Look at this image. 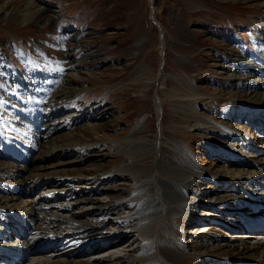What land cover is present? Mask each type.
Here are the masks:
<instances>
[{"label": "bare ground", "instance_id": "1", "mask_svg": "<svg viewBox=\"0 0 264 264\" xmlns=\"http://www.w3.org/2000/svg\"><path fill=\"white\" fill-rule=\"evenodd\" d=\"M23 1L15 9L7 8L6 3L0 4V12L17 14L14 18L23 22L40 19L44 14L53 16L46 6H40L39 0ZM69 39V44H73L79 36ZM258 42L264 47L261 39ZM87 72L78 70L62 78L51 98L53 103L65 104L61 111L76 103V99L65 102L64 98L75 92L71 81L80 80ZM233 78L239 79L237 85L241 84V92L231 89L219 94L216 100L240 101V104H225L228 113L235 110V115L240 111L250 115V109L242 107L249 105L259 106L264 112V79L255 74H234ZM240 95L245 98H239ZM92 106L94 110L88 111L91 114L98 109L96 103ZM87 109L88 106L82 114ZM173 112L172 120L178 118V123L170 131L171 141L180 151L181 143L191 142L196 127L207 129L206 120L195 110L173 108ZM57 115L53 113L52 119ZM69 120L72 122L74 118ZM61 123L47 127L50 131L46 137L63 125H70ZM235 126L210 120V127L218 135L226 138L233 135L234 139L223 141L235 147L232 153H224L231 158L228 161L231 166L221 173L199 165L193 151L189 159L179 152L162 151L164 130L159 136L154 135L153 144L145 145L141 138H129L141 133L139 130L123 136L125 133L119 129L115 136L123 137L115 140L110 139L112 134L102 132L108 140L95 137L97 126L87 124L70 141L58 139L60 135L55 140L51 137L37 156L30 157L28 167L0 160V177L15 187L14 190L0 184L6 192L0 195V209L28 213L36 220V228L41 233L54 238L51 246H57L59 235L68 230L75 240L86 239L83 245L71 246V251L63 254L52 251L37 254L28 264H264V235L245 231L256 220L264 223V157L252 159L251 153L247 157L248 150L256 152L252 154L255 156L264 151L261 146L264 127L252 126L248 128L251 132L246 133ZM89 132L94 135L89 137ZM246 138L251 145L241 143ZM71 153L78 154L79 158L71 159ZM109 157L111 164L103 161ZM207 179L209 186L202 189V182ZM47 192L57 199L40 205L34 203ZM60 205L63 207L58 209ZM238 212L246 218L238 217ZM126 248L129 251L118 256L117 251Z\"/></svg>", "mask_w": 264, "mask_h": 264}, {"label": "rangeland", "instance_id": "2", "mask_svg": "<svg viewBox=\"0 0 264 264\" xmlns=\"http://www.w3.org/2000/svg\"><path fill=\"white\" fill-rule=\"evenodd\" d=\"M4 3L7 8L15 9L24 1L0 0V4ZM39 3L46 6L53 16L44 14L40 19L23 22L14 18L17 14L0 12L1 58L6 57L20 68H27L31 56L35 57V67L42 66L45 57L50 60L49 49L56 51L52 46L62 38L56 30L57 19H61L68 23L62 32L73 30V37L79 36L75 43H68L67 51L62 54L67 67L63 77L78 70L88 71L80 80L75 78L71 81L75 92L68 98L64 97L65 102L76 99V103L59 112L47 127L61 125L67 116L69 119L75 118L74 115L84 119L73 130L52 133L41 144L40 151L44 149L43 145L50 143L51 137L55 140L60 135L58 139L62 141H70L74 136L77 138L76 134L81 133L87 124L96 125L95 131L98 132L96 135L87 133L91 134L89 137L104 138L102 132H106V135L112 134L111 140L139 130L141 133L129 138H141L145 145L153 144L154 135L159 136L164 130L162 151L179 152L188 159L193 151L199 165L207 169L221 173L228 167L230 169L229 156L207 153L206 149L210 147L227 153H232V147H235L223 142L232 140L218 135V131L210 127V120L233 123L246 133L251 132L248 128L252 125H243L232 114L229 120L220 118L223 113L236 112L226 113L225 104H240L238 100L224 101L223 111L217 110L219 94L231 89L241 92V84L237 85L239 79L235 80L233 75L242 76L238 69L248 67L244 64L247 63L243 59L245 54L236 53L223 39L236 33V24L248 25L264 39V0H39ZM73 22L78 27H71ZM33 48L43 49L44 53L34 55L33 52L38 50ZM221 59H226L227 63ZM239 98L245 97L240 95ZM89 103H96V113L88 112L94 110L95 106H92L82 114L87 107L84 105ZM77 105L82 107V112L76 110ZM206 107L215 111L208 110L210 114L218 115L216 119L206 115ZM173 108L195 110L198 116L205 113L207 129L198 130L196 127L191 142L187 145L181 143L180 151L171 141L170 131L178 123V118L172 120L175 115ZM93 115L96 116L91 118ZM119 129L125 133L123 136H115ZM261 146L264 147L263 144ZM202 148H206L205 152ZM250 153L252 159H258L259 155H252L256 153L252 149L247 151L248 158ZM77 158L78 154L71 153V159ZM108 159L112 158H104L103 161L110 163ZM207 182L209 180L202 182V189L209 186Z\"/></svg>", "mask_w": 264, "mask_h": 264}]
</instances>
